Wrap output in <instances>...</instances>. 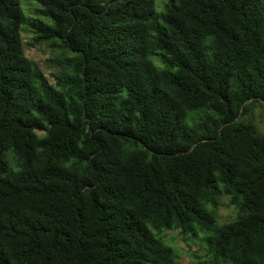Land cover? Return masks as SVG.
<instances>
[{
  "label": "trees",
  "instance_id": "trees-1",
  "mask_svg": "<svg viewBox=\"0 0 264 264\" xmlns=\"http://www.w3.org/2000/svg\"><path fill=\"white\" fill-rule=\"evenodd\" d=\"M33 1L0 0V264H178L168 231L264 264V0Z\"/></svg>",
  "mask_w": 264,
  "mask_h": 264
},
{
  "label": "rangeland",
  "instance_id": "rangeland-1",
  "mask_svg": "<svg viewBox=\"0 0 264 264\" xmlns=\"http://www.w3.org/2000/svg\"><path fill=\"white\" fill-rule=\"evenodd\" d=\"M23 8L29 17H35L38 4L33 0H22ZM23 42L25 46L26 57L44 73L52 85H56V76L62 72L65 57L68 56L60 48H52L47 44H38L35 35L30 30L23 33ZM257 126L260 133L264 134V109L258 107L249 117ZM9 161L15 167V161L12 155H9ZM219 225L232 222L237 215V210L230 204L227 197L221 199V207L219 210ZM163 237L169 245L174 247L178 254V264H195L198 257H204L207 250L205 245L198 241H192L187 236L182 235L178 231H168Z\"/></svg>",
  "mask_w": 264,
  "mask_h": 264
}]
</instances>
